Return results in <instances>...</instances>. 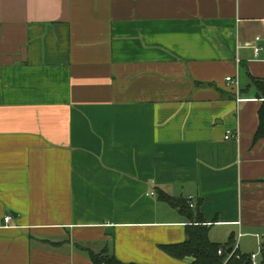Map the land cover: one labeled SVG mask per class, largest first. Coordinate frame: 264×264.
Returning <instances> with one entry per match:
<instances>
[{
  "label": "crops",
  "instance_id": "1",
  "mask_svg": "<svg viewBox=\"0 0 264 264\" xmlns=\"http://www.w3.org/2000/svg\"><path fill=\"white\" fill-rule=\"evenodd\" d=\"M253 79L264 0H0V264H191L162 248L191 224L165 194L256 252Z\"/></svg>",
  "mask_w": 264,
  "mask_h": 264
},
{
  "label": "trees",
  "instance_id": "2",
  "mask_svg": "<svg viewBox=\"0 0 264 264\" xmlns=\"http://www.w3.org/2000/svg\"><path fill=\"white\" fill-rule=\"evenodd\" d=\"M253 83L257 85L264 97V79H253ZM264 138V102L259 110V126L255 135V139ZM165 200L171 204L178 206L180 211L185 214L191 224L187 228V238L184 242L162 245L163 250L178 259L191 258V264H252L247 254L235 252L231 257L227 252L228 247L212 241L209 236V227L203 217V213L191 206V201H177L173 197L163 196ZM229 243H231L229 241ZM92 260L95 264H145L135 262H123L114 254L109 253L106 249L96 253L88 249ZM264 264V249L260 255V263Z\"/></svg>",
  "mask_w": 264,
  "mask_h": 264
},
{
  "label": "built area",
  "instance_id": "3",
  "mask_svg": "<svg viewBox=\"0 0 264 264\" xmlns=\"http://www.w3.org/2000/svg\"><path fill=\"white\" fill-rule=\"evenodd\" d=\"M260 37H256V40H259ZM263 50V47L261 45H254V54H255V57L259 58L260 57V54H261V51ZM237 62L239 63L240 62V59L237 57L236 58ZM227 81L230 82L231 84L235 85V87L238 86L237 84V80L234 79L232 76H228L227 77ZM243 99L240 97L239 95V91L237 90V101L240 102L242 101ZM239 135L240 133L239 132H236V133H231V132H228L227 135L225 136L226 139H229L230 137H233V138H239ZM190 201L192 200V197L189 199ZM191 206L193 207V203H191ZM12 215H7L5 217V224L6 225H10L9 223L11 222L12 220ZM242 234L240 233L239 236H241ZM257 237H258V250L254 253H251L248 255L250 261L252 262V264H259L260 263V255L261 253L263 252V249H264V233L263 234H257ZM239 247H240V244H239V240H237L233 245H232V251L230 253V256L231 257L233 254H235V252H237V255H239Z\"/></svg>",
  "mask_w": 264,
  "mask_h": 264
},
{
  "label": "water",
  "instance_id": "4",
  "mask_svg": "<svg viewBox=\"0 0 264 264\" xmlns=\"http://www.w3.org/2000/svg\"><path fill=\"white\" fill-rule=\"evenodd\" d=\"M232 251V248H230L229 250H228V252L230 253Z\"/></svg>",
  "mask_w": 264,
  "mask_h": 264
},
{
  "label": "rangeland",
  "instance_id": "5",
  "mask_svg": "<svg viewBox=\"0 0 264 264\" xmlns=\"http://www.w3.org/2000/svg\"><path fill=\"white\" fill-rule=\"evenodd\" d=\"M258 250V249H257Z\"/></svg>",
  "mask_w": 264,
  "mask_h": 264
}]
</instances>
